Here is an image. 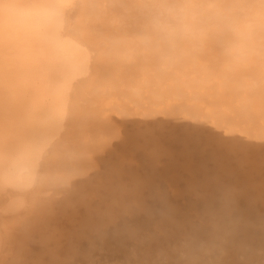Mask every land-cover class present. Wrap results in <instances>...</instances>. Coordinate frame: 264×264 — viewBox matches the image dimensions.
<instances>
[{"label":"clouds","instance_id":"obj_1","mask_svg":"<svg viewBox=\"0 0 264 264\" xmlns=\"http://www.w3.org/2000/svg\"><path fill=\"white\" fill-rule=\"evenodd\" d=\"M0 264H264V0H0Z\"/></svg>","mask_w":264,"mask_h":264},{"label":"rangeland","instance_id":"obj_2","mask_svg":"<svg viewBox=\"0 0 264 264\" xmlns=\"http://www.w3.org/2000/svg\"><path fill=\"white\" fill-rule=\"evenodd\" d=\"M220 194H221V196H220ZM224 194V195H223ZM227 194L226 193H224V192H216V194L215 195H213L212 197L211 196H208L207 195V197H205L204 198V201L202 202V204L199 206V207H197L196 209H191V208H189L188 206H186V205H183V204H181L180 205V207H181V209L185 212V216H184V220H185V226H186V229H187V231L190 233V235L188 236L189 238L187 239V242L188 243H190L191 242V244H193L195 241V243L194 244H197V243H200L201 242V239H199L201 236H202V234H203V236L204 235H206L207 233H210V232H212L213 230H216V229H225L224 227H226L227 229H229L230 230V228H231V226H235V228H236V230H237V232H236V234H234L233 233V230H230L231 231V233H232V236H231V240L232 239H234V240H232V242L235 244V243H237V244H235V245H237V246H240V247H242V245L244 246L245 244H247L248 242H249V240H250V235H249V233H248V231L246 230V228L245 227H243L244 225H243V223H239V225H237L238 224V222H235V220H234V218H233V216L229 213V211H228V209H227V201H228V199H229V194H228V196H226ZM209 197V198H208ZM218 198V200H216ZM223 200H222V199ZM206 200V201H205ZM213 203V204H212ZM218 203V204H217ZM221 204V205H220ZM208 205V206H207ZM210 205V206H209ZM214 205V206H213ZM183 206H186V208H184ZM204 206V207H203ZM218 206V207H217ZM201 207H202V209H201ZM216 207V208H215ZM208 208V209H207ZM220 208V209H219ZM204 209V210H203ZM222 209V210H221ZM188 210V211H187ZM205 210H206V212H205ZM204 211V212H203ZM190 212V213H189ZM216 212H218V213H216ZM221 212V213H220ZM228 212V213H227ZM193 213V214H192ZM206 213H208V214H206ZM210 213V214H209ZM226 213H227V215H226ZM211 214H213V215H211ZM218 214V215H217ZM220 214H221V217H219L220 216ZM204 215V216H203ZM216 215V216H215ZM193 216V217H192ZM212 217V219H211V217ZM225 216H226V218H225ZM228 216V217H227ZM232 216V217H231ZM206 217H207V219H206ZM202 218H203V220H202ZM217 218V219H216ZM191 219V220H190ZM210 219V220H209ZM215 219V220H214ZM228 219V220H227ZM191 222H190V221ZM196 220V221H195ZM212 220V221H211ZM194 221V222H193ZM201 221V222H200ZM219 221H220V223H219ZM226 221V222H225ZM188 222H190V223H188ZM211 222V223H210ZM213 222V223H212ZM222 222H225V224H223ZM235 223V225H234V223ZM192 223V224H191ZM214 223H217V224H215L214 225ZM219 223V224H218ZM222 223V224H221ZM188 224H190V225H188ZM213 226H212V225ZM230 224H231V226H230ZM237 225V226H236ZM242 225V226H241ZM193 226V227H192ZM215 226V227H214ZM239 226V227H238ZM198 227V228H197ZM200 227H201V229H203L202 231H201V229H200ZM202 227H204V228H202ZM217 227V228H216ZM220 227V228H219ZM192 230H191V229ZM195 228H197V229H195ZM240 228H242V230L240 229ZM194 229V230H193ZM206 229H208L209 230V232H207V230ZM190 230H191V232H190ZM206 231V234H205V231ZM239 230V231H238ZM246 230V231H245ZM197 231V234L195 233ZM200 232V233H199ZM238 232L239 233H243V234H238ZM248 233V234H247ZM192 234H194V235H192ZM245 234V235H244ZM192 235V236H191ZM234 235V236H233ZM242 235H244V236H242ZM236 236H237V238H236ZM241 238H240V237ZM247 238H246V237ZM194 237H196V238H194ZM234 237V238H233ZM236 238V239H235ZM246 238V239H245ZM189 240V241H188ZM192 240V241H191ZM243 240H245V241H243ZM243 242H245V243H243ZM242 244V245H241Z\"/></svg>","mask_w":264,"mask_h":264},{"label":"bare ground","instance_id":"obj_3","mask_svg":"<svg viewBox=\"0 0 264 264\" xmlns=\"http://www.w3.org/2000/svg\"><path fill=\"white\" fill-rule=\"evenodd\" d=\"M80 2L81 3H83V4H90V3H93V2H96V0H80ZM11 11V14L12 15H19L20 13H19V10H17V9H11L10 10ZM66 43H67V45L69 46V47H78V45H76V42L75 41H73V40H71V38H69L67 41H66ZM216 192L217 191H212V190H210L208 193H207V195L208 196H213V195H215L216 194ZM219 192H224V193H226L227 195L226 196H228V192L226 191V190H222V191H219ZM207 195L205 196V197H207ZM224 195V194H223ZM220 196H221V194H220ZM209 198V197H208ZM222 199V198H221ZM216 200H218V198L216 199ZM223 200V199H222ZM206 201V200H205ZM213 204V203H212ZM218 204V203H217ZM221 205V204H220ZM208 206V205H207ZM210 206V205H209ZM214 206V205H213ZM184 208H186V206H183ZM204 207V206H203ZM218 207V206H217ZM216 208V207H215ZM201 209H202V207H201ZM208 209V208H207ZM220 209V208H219ZM204 210V209H203ZM222 210V209H221ZM188 211V210H187ZM186 212V211H185ZM204 212V211H203ZM205 212H206V210H205ZM190 213V212H189ZM216 213H218V212H216ZM221 213V212H220ZM228 213V212H227ZM227 213H226V215H227ZM193 214V213H192ZM206 214H208V213H206ZM210 214V213H209ZM211 215H213V214H211ZM218 215V214H217ZM204 216V215H203ZM216 216V215H215ZM193 217V216H192ZM211 217V216H210ZM213 217V216H212ZM212 217H211V219H212ZM219 217H221V214H220V216ZM228 217V216H227ZM232 217V216H231ZM225 218H226V216H225ZM206 219H207V217H206ZM217 219V218H216ZM191 220V219H190ZM189 220V221H190ZM202 220H203V218H202ZM210 220V219H209ZM215 220V219H214ZM228 220V219H227ZM196 221V220H195ZM212 221V220H211ZM191 222V221H190ZM190 222H188V223H190ZM194 222V221H193ZM201 222V221H200ZM226 222V221H225ZM225 222H222L223 224H225ZM236 222V221H235ZM211 223V222H210ZM213 223V222H212ZM219 223H220V221H219ZM218 223V224H219ZM221 223V224H222ZM234 223V222H233ZM192 224V223H191ZM215 224H217V223H214V225ZM188 225H190V224H188ZM212 225V224H211ZM234 225H235V223H234ZM237 225H239V222H238V224ZM236 225V226H237ZM213 226V225H212ZM230 226H231V224H230ZM242 226V225H241ZM193 227V226H192ZM215 227V226H214ZM239 227V226H238ZM244 227V226H243ZM198 228V227H197ZM197 228H195V229H197ZM202 228H204V227H202ZM217 228V227H216ZM220 228V227H219ZM224 228H226V227H224ZM191 229V228H190ZM200 229H201V227H200ZM227 229V228H226ZM241 230H242V228H240ZM192 230V229H191ZM191 230H190V232H191ZM194 230V229H193ZM203 229H201V231H202ZM207 230V232H209V230L208 229H206ZM230 230H233V233L234 234H236V232H237V230H236V228H235V226H231V228H230ZM205 231V230H204ZM239 231V230H238ZM246 231V230H245ZM196 234H197V231L195 232ZM200 233V232H199ZM205 234H206V231H205ZM238 234H243V233H239L238 232ZM248 234V233H247ZM192 235H194V234H192ZM191 235V236H192ZM245 235V234H244ZM244 235H242V236H244ZM195 236V235H194ZM202 236H203V234H202ZM201 236V237H202ZM232 236V235H231ZM234 236V235H233ZM201 237L199 238V239H201ZM240 237V236H239ZM246 237V236H245ZM189 238V237H188ZM194 238H196V237H194ZM234 238V237H233ZM236 238H237V236H236ZM235 238V239H236ZM241 238V237H240ZM247 238V237H246ZM245 238V239H246ZM250 238V237H249ZM197 239V238H196ZM232 240H234V239H232ZM189 241V240H188ZM192 241V240H191ZM243 241H245V240H243ZM196 242V241H195ZM194 242V243H195ZM191 243V242H190ZM193 243V244H194ZM243 243H245V242H243ZM235 244H237V243H235ZM242 245V244H241ZM243 246V245H242Z\"/></svg>","mask_w":264,"mask_h":264}]
</instances>
